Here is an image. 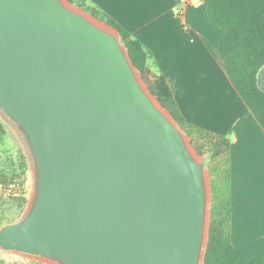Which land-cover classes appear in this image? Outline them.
Segmentation results:
<instances>
[{
    "label": "water",
    "instance_id": "1",
    "mask_svg": "<svg viewBox=\"0 0 264 264\" xmlns=\"http://www.w3.org/2000/svg\"><path fill=\"white\" fill-rule=\"evenodd\" d=\"M140 78L118 32L90 14L0 0V110L33 178L1 250L46 264H204V164Z\"/></svg>",
    "mask_w": 264,
    "mask_h": 264
},
{
    "label": "crops",
    "instance_id": "2",
    "mask_svg": "<svg viewBox=\"0 0 264 264\" xmlns=\"http://www.w3.org/2000/svg\"><path fill=\"white\" fill-rule=\"evenodd\" d=\"M85 2L141 41L148 69L164 76L188 123L229 138L231 242L239 258L263 255L264 131L216 54L221 31L207 21L203 0H188L182 14L177 0Z\"/></svg>",
    "mask_w": 264,
    "mask_h": 264
},
{
    "label": "trees",
    "instance_id": "3",
    "mask_svg": "<svg viewBox=\"0 0 264 264\" xmlns=\"http://www.w3.org/2000/svg\"><path fill=\"white\" fill-rule=\"evenodd\" d=\"M67 1L118 32L133 66L149 92L190 138L193 145L195 144L197 153L200 154L203 148L208 151L211 201L204 264H237L239 252L230 238L229 138L193 126L184 119L164 76L153 74L148 69L147 61L151 54L141 41L133 38L110 16L87 5L85 0ZM203 2L207 21L221 31L215 47L216 54L231 84L264 131V90L257 82V74L264 66V0H203ZM5 132L0 119V138ZM28 168L25 155L19 156L16 166L11 165L8 169L0 168L1 195L5 189H19L21 195H24ZM9 184H13V187L9 188ZM21 200L26 203L28 198L21 197ZM34 264L46 263L34 262ZM248 264H264V254Z\"/></svg>",
    "mask_w": 264,
    "mask_h": 264
},
{
    "label": "rangeland",
    "instance_id": "4",
    "mask_svg": "<svg viewBox=\"0 0 264 264\" xmlns=\"http://www.w3.org/2000/svg\"><path fill=\"white\" fill-rule=\"evenodd\" d=\"M67 5L83 11L81 8L69 3L67 0H64ZM87 13V12H86ZM88 14V13H87ZM141 83L147 89L145 82L140 78ZM0 119L3 122L5 128V134L0 138V168H7L11 165L16 166L19 161V156L25 155L28 161V171L26 175V183L24 189V195H21L20 190H4L2 195H0V227L7 223H14L21 219L24 215L27 202L21 200V197L28 198L33 189V178H32V163L30 160V154L26 147L23 136L16 130L14 123L0 110ZM189 144V147L195 153V155L202 161L204 164L205 171L207 173V179L210 184L209 176V166L210 160L208 156V151L203 148L201 153H197L195 150V144L191 142L190 138L181 130ZM196 144L197 141H196ZM206 164V165H205ZM211 189V186H210ZM238 250V249H237ZM250 250V249H249ZM263 253V252H262ZM251 257V256H249ZM242 256L239 258L237 264H248L249 260L255 259L257 256L249 258ZM259 257V256H258ZM0 262L1 264H34V262H42L32 258L31 256L24 255L21 253H14L10 251H3L0 249Z\"/></svg>",
    "mask_w": 264,
    "mask_h": 264
},
{
    "label": "built area",
    "instance_id": "5",
    "mask_svg": "<svg viewBox=\"0 0 264 264\" xmlns=\"http://www.w3.org/2000/svg\"><path fill=\"white\" fill-rule=\"evenodd\" d=\"M188 0H177V7H176V11L179 13V14H182L184 12V7L186 6ZM9 188H12L13 187V184H9L8 185Z\"/></svg>",
    "mask_w": 264,
    "mask_h": 264
}]
</instances>
